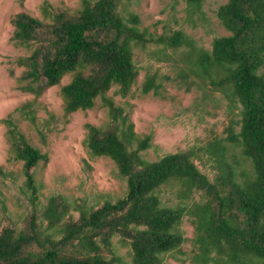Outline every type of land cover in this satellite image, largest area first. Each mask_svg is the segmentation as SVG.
<instances>
[{
  "label": "trees",
  "instance_id": "obj_1",
  "mask_svg": "<svg viewBox=\"0 0 264 264\" xmlns=\"http://www.w3.org/2000/svg\"><path fill=\"white\" fill-rule=\"evenodd\" d=\"M123 1L81 0L71 13L44 1L41 19L24 12L11 19L10 41L28 50L16 61L19 90L37 98L71 75L60 90L66 115L90 110L99 100L107 122L85 125V146L114 163L126 190L97 207L53 195L40 208L33 170L48 156L28 143L11 116L2 119L12 160L22 164L31 213L25 228L0 227V264H163L185 242L184 218L193 228L195 261L264 264V0L221 5L216 17L228 35L214 38L209 50L181 30L142 29ZM186 1L199 9L204 0ZM149 46L156 47V61L171 64L173 76L147 75L141 94L163 98L165 83L201 90L202 102L218 93L231 117L225 137L156 161L142 157L152 136L137 137L128 114L107 93L115 87L114 96L131 95L138 78L134 51ZM15 111L35 125L31 103ZM197 163L208 165L213 178ZM0 176L7 177L1 167ZM167 191L164 204L160 196ZM115 238L129 263L117 254Z\"/></svg>",
  "mask_w": 264,
  "mask_h": 264
},
{
  "label": "rangeland",
  "instance_id": "obj_2",
  "mask_svg": "<svg viewBox=\"0 0 264 264\" xmlns=\"http://www.w3.org/2000/svg\"><path fill=\"white\" fill-rule=\"evenodd\" d=\"M44 1L53 8L70 13L78 10L81 3V0H0V121L11 116L28 143L48 156L46 164L39 163L33 170L40 208L53 195H61L70 202L81 200L86 206L97 207L105 201L121 198L126 190L125 179L118 175L114 163L108 158L92 156L85 146V125L102 127L107 122L106 109L101 108L97 100L90 110L66 115L60 90L70 82L71 75L64 76L58 85L37 98L19 90L18 78L22 68L16 65V61L27 56L28 50L10 41L13 31L11 19L20 12L41 19L40 7ZM226 2L204 0L199 9H192L186 0L123 1L139 17L142 29L155 34L181 30L197 46L207 50L214 38L228 35L216 17L217 9ZM155 49V46H149L146 50L134 51L138 78L129 97L114 96L115 87L107 93L115 105L128 114L137 137L152 136L151 145L142 152V157L156 161L166 154L202 145L213 137H225L231 117L227 114L226 102L218 93L202 102L201 90L193 88L184 92L172 83H165L161 90L163 98L152 95V92L141 94L140 87L147 75L173 76L170 63L156 61L151 53ZM26 103L32 104L35 125L15 111ZM39 131L45 135L44 140ZM0 167L7 173L6 178L0 176V227L25 228L31 205L23 188L22 164L12 160L6 127L1 123ZM197 167L209 179L213 178L208 165L197 163ZM160 198L167 204L169 192H164ZM180 232L185 242L180 250L166 254L163 264H201L194 258V233L187 218L182 221ZM112 242L117 254L129 263L126 249L120 247L116 238Z\"/></svg>",
  "mask_w": 264,
  "mask_h": 264
}]
</instances>
